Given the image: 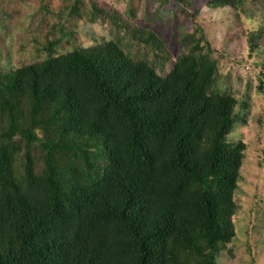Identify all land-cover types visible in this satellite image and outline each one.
<instances>
[{"label": "trees", "instance_id": "16d2710c", "mask_svg": "<svg viewBox=\"0 0 264 264\" xmlns=\"http://www.w3.org/2000/svg\"><path fill=\"white\" fill-rule=\"evenodd\" d=\"M211 53L202 34L162 75L108 41L0 71V264H216L245 143Z\"/></svg>", "mask_w": 264, "mask_h": 264}, {"label": "rangeland", "instance_id": "374dc122", "mask_svg": "<svg viewBox=\"0 0 264 264\" xmlns=\"http://www.w3.org/2000/svg\"><path fill=\"white\" fill-rule=\"evenodd\" d=\"M211 1L0 0V71L116 41L134 60L166 75L204 34L218 64L215 88L239 102L227 140L245 143L234 194L235 237L220 249L216 264H264V32L256 48L250 43L264 29V0H241L237 8L212 7ZM150 33L162 47L146 41ZM23 154L24 144L15 159L20 175ZM31 156L36 160L40 150Z\"/></svg>", "mask_w": 264, "mask_h": 264}]
</instances>
